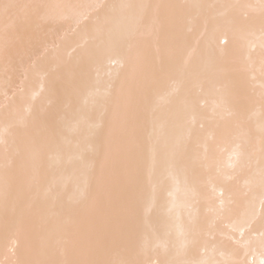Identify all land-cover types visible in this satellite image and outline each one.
<instances>
[{
    "label": "bare ground",
    "instance_id": "1",
    "mask_svg": "<svg viewBox=\"0 0 264 264\" xmlns=\"http://www.w3.org/2000/svg\"><path fill=\"white\" fill-rule=\"evenodd\" d=\"M5 2L45 7L0 53V190L6 165L13 189L7 207L0 199V264L37 258L53 210L68 219L89 179L82 134L114 82L133 100L150 90L135 227L109 242L108 258L264 264L261 0ZM2 33L0 19V47Z\"/></svg>",
    "mask_w": 264,
    "mask_h": 264
},
{
    "label": "snow or ice",
    "instance_id": "2",
    "mask_svg": "<svg viewBox=\"0 0 264 264\" xmlns=\"http://www.w3.org/2000/svg\"><path fill=\"white\" fill-rule=\"evenodd\" d=\"M42 7L45 6L0 0V19L3 20L0 53L5 58L19 30L29 26L34 10ZM261 9L264 13V0H261ZM190 74L210 83V78L199 67L193 66ZM111 89L98 103L97 122L82 134L88 148L79 159L89 179L79 190L76 206L67 211V220L62 219L65 211L62 206L58 211L53 210L47 244L37 251L36 259L23 264H140L138 261L108 258L106 251L109 242L119 232L135 227L137 157L145 129L144 114L150 85L145 84L135 100L126 93L122 82H114ZM176 118H180L179 113ZM29 119H32L31 114L25 118L26 121ZM56 134L53 128L48 139L54 140ZM235 156L237 159L243 156L239 145L235 149ZM259 181L264 188V142L261 146ZM12 194L6 165L4 184L0 190V199L5 207ZM191 243H197L195 228ZM166 264L207 262L175 260Z\"/></svg>",
    "mask_w": 264,
    "mask_h": 264
}]
</instances>
